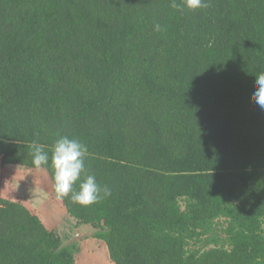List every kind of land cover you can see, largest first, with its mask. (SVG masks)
Masks as SVG:
<instances>
[{
	"label": "trees",
	"instance_id": "obj_1",
	"mask_svg": "<svg viewBox=\"0 0 264 264\" xmlns=\"http://www.w3.org/2000/svg\"><path fill=\"white\" fill-rule=\"evenodd\" d=\"M171 3L0 0V166L44 170L114 264H264V109L251 101L264 0ZM62 136L86 145V174L110 196H57ZM33 142L48 165H33ZM78 252L0 197V264H76Z\"/></svg>",
	"mask_w": 264,
	"mask_h": 264
},
{
	"label": "rangeland",
	"instance_id": "obj_2",
	"mask_svg": "<svg viewBox=\"0 0 264 264\" xmlns=\"http://www.w3.org/2000/svg\"><path fill=\"white\" fill-rule=\"evenodd\" d=\"M0 197L23 201L49 230L64 238L65 244L78 243L76 264H114L107 246L93 236L97 229L76 226V221L53 199L52 182L44 170L10 165L4 171L0 166Z\"/></svg>",
	"mask_w": 264,
	"mask_h": 264
},
{
	"label": "clouds",
	"instance_id": "obj_3",
	"mask_svg": "<svg viewBox=\"0 0 264 264\" xmlns=\"http://www.w3.org/2000/svg\"><path fill=\"white\" fill-rule=\"evenodd\" d=\"M208 5L204 0H182L177 3L172 0L171 7L183 12L185 9L196 11L206 8ZM154 30L159 32L163 29L160 24L154 26ZM251 101L264 109V72L255 77V91ZM87 147L76 138L62 136L58 138L52 149L51 163L54 169V190L61 199L70 197L71 201L82 206H90L99 200L111 195V190L104 186L101 188L96 182L95 175L86 174L85 157ZM31 155L33 165L41 168L48 165L49 154L45 151V146L36 142L31 145ZM83 176V179H82ZM79 182V190L75 185Z\"/></svg>",
	"mask_w": 264,
	"mask_h": 264
},
{
	"label": "water",
	"instance_id": "obj_4",
	"mask_svg": "<svg viewBox=\"0 0 264 264\" xmlns=\"http://www.w3.org/2000/svg\"><path fill=\"white\" fill-rule=\"evenodd\" d=\"M92 227V226H91Z\"/></svg>",
	"mask_w": 264,
	"mask_h": 264
}]
</instances>
